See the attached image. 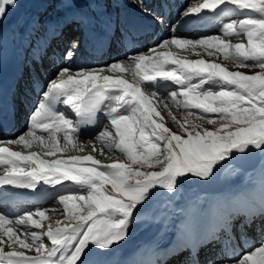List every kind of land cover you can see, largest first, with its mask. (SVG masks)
I'll return each mask as SVG.
<instances>
[{
	"label": "snow or ice",
	"instance_id": "obj_1",
	"mask_svg": "<svg viewBox=\"0 0 264 264\" xmlns=\"http://www.w3.org/2000/svg\"><path fill=\"white\" fill-rule=\"evenodd\" d=\"M138 6L147 11L143 0ZM16 7L18 0H0V23ZM204 10L220 21L219 35L192 38L173 28L170 37L147 52L114 61L107 69L74 67L79 43L73 41L68 65L57 69L42 91L26 131L0 142V186L36 190L51 185V199L67 222L49 223L41 231L48 209L19 215L0 211V264H109L113 246L127 238L137 214L161 189L175 196L183 180L207 181L234 160L264 154V0H201L183 16ZM173 49L221 53L224 60L260 71L249 75L203 58H178ZM170 104L182 111V120ZM58 105H67L77 119ZM161 108L176 130L166 126ZM88 126L94 129L87 141L92 152L43 158L83 152L80 138L89 135ZM105 149L124 159L104 163L93 155L98 151L108 158ZM17 226H27L21 228L24 238ZM231 228L230 221L221 226L226 234ZM221 264H264V239L236 256L229 237Z\"/></svg>",
	"mask_w": 264,
	"mask_h": 264
},
{
	"label": "rangeland",
	"instance_id": "obj_2",
	"mask_svg": "<svg viewBox=\"0 0 264 264\" xmlns=\"http://www.w3.org/2000/svg\"><path fill=\"white\" fill-rule=\"evenodd\" d=\"M133 1L135 4H138V0H133ZM199 2H201V0H195V2H193V5ZM144 12L147 15L156 19L155 16L156 13H154L149 8H147V11ZM158 16L161 15L158 14ZM161 20H163V23L160 22ZM164 24H166V19L160 17L158 19L159 29H161ZM213 33H214L213 31H208L203 36H213L215 35ZM171 35L172 34L163 35L158 39H155L153 41H148V43L142 45L143 46L142 49H137L128 56L130 55L133 56L136 55L137 53H145L148 51V49L155 46L159 40L166 39ZM115 40L117 42L116 44L118 45V42H120V36L117 35L115 37ZM237 42L238 41L233 39V43H237ZM173 51L176 53L178 58L187 57L188 59L191 60L203 58L209 61H214L217 63L224 64L231 71H241L249 75L260 71L259 68L248 69L246 67H240L238 65H235L230 60H224L223 55L221 53H216V55L214 56H209L207 53L203 52V50L200 49L197 50L199 54L188 52L185 50H177V49H173ZM110 52H111L110 55L111 57L105 61H102L104 62L105 65L101 66L102 68L100 69H107V66L112 64L114 61H123L127 57V55L124 56L120 54L119 48H117L116 45L110 48ZM96 67L99 66L92 64L91 69H96ZM26 95H27L26 100H32L34 97L32 94H26ZM170 107H172V112L177 117V119L182 120L183 119L182 111L178 110L175 106H172L171 104ZM158 110H160L161 114L165 116L166 126L172 128L173 130H176V125L172 121L171 117L167 115V110L162 108ZM207 115L212 118H216L217 116V114H207ZM205 126L209 128L212 127L211 125H205ZM24 131L26 130H22V131L16 130L13 134H10V136H8L7 138L6 137L0 138V140L2 142L4 140L7 141L10 140L11 138L13 139L14 136L15 139ZM90 139H92V135L80 138L81 143L84 145V148L87 147L88 151L84 150L83 152H78V151L57 152L56 158L62 156L65 159H67L72 155H85L89 152H92L93 145L85 143V141L87 142ZM93 144L95 145L96 148L98 147L97 149L101 147V145L96 141H93ZM18 147L20 148V146ZM105 153L107 154L108 158H105V156L101 155L100 152L98 151L93 152V155L97 159L103 160L104 163H111L115 159H124L123 156H117L112 153H108L107 149H105ZM43 158L53 159L55 157H43ZM259 177H261V180L264 177V154L257 151V152H253L252 154L246 157L232 161L231 164L227 165L225 168H222L218 172H216L214 178H210L207 181L195 177L191 179L183 180L179 186V191L176 193L175 196H172L166 190L161 189L160 192H158L155 196H153L152 200L149 203H147V205L144 208H142L140 212L137 214L136 219L129 226L127 238L123 241H120L117 245L113 246V251L108 257L109 264L110 263L124 264L123 262L131 257L130 254L137 251L139 246L144 244H146L148 249L147 250L143 249L141 254L143 258L140 261L136 262L135 264H147V262L149 261H155V260H151L152 257L150 256L153 250L154 252L157 251V248L153 244L154 242H151L152 240L154 241L157 238H159L157 240L159 246L163 243H167V241L169 242L181 241V243H183L187 241L185 240L186 234L189 235L192 229L193 232L190 233V237H195L199 232H201L202 234L205 233L204 235H206L205 237L207 241L209 240L211 241L208 245L204 246L202 250L203 251L209 250V253H211L212 258H209L210 255H206V254L202 255L201 253L203 251H201L200 254L202 258L199 255V259L203 260L202 263L221 264V259H218L217 255H221V248L224 245L225 240H228L230 236V234L228 236V234H226L221 229V226L225 223L224 219L228 218L229 215H230L229 219L227 220L225 219V220L226 222L230 221L232 223L233 229H230V232L232 233V236L235 239L237 238L236 242H234L235 241L234 238L233 239L230 238L231 240L230 246L234 248L235 255L239 256L249 251L253 246L258 245L261 239H264V226H263L264 216L263 215L259 216L260 212L264 210V206L261 204L262 203L261 199L255 194L256 185H258ZM237 192H241V194H243V196L245 197H249V195L252 197H249V199L243 198V196ZM235 193L237 194L236 195L237 197H235L234 195ZM222 195L225 196L226 200H227V196H229L230 198H228L227 201L222 200L220 199ZM231 201L233 202L229 208L228 206L231 203ZM38 206L39 207L44 206L42 207V209L49 210L46 212V219L42 221V224L45 227L44 229H41V231L46 230L47 225L51 223L52 219L55 220L60 219L59 221L60 226H63V224L67 222L65 220V214L60 211L61 206L57 202H54L51 199V197L43 204L34 205L30 207H23V205H21L17 213L14 215H19L21 212L25 211L26 209L35 210L39 208ZM239 206L240 209L243 210H238L237 208ZM227 210L229 215L228 214L225 215V212ZM223 214H224L223 216L224 218H221V215ZM248 217L251 218V220H253L254 218L255 222L252 223L251 226H245L244 222L248 220ZM218 219L223 220V222L222 221L217 222ZM56 224L57 223H52L54 227L56 226ZM202 226H204L203 229ZM22 227H27V226H17L16 231L18 230L21 231ZM211 229L215 230L214 232H212L213 234H215V232L217 233L219 230L221 231L222 234L220 235V237H219V233L218 235L215 234L214 237V235L212 236L210 234ZM182 231L185 232L186 234L182 233ZM216 236L219 238V241H216ZM46 238L42 237V241L47 248H51L52 245L50 241ZM146 241H149V243ZM193 243L194 245L196 244L195 242L190 240V244L193 245ZM200 244H202V242ZM198 245L199 244H197L196 246L199 247ZM171 248L175 251L174 253H176L177 250L178 251L180 250L181 246L171 247ZM126 250H131L132 252L127 254L128 252ZM162 252L165 253L166 250L159 249L157 253L162 254ZM185 252L188 253L187 250H185ZM179 253L180 252H177L170 259L162 257L161 259H158L156 261L157 262L156 264H174L178 260L176 255ZM124 255L125 257L123 258L122 262L115 263L116 260H120L121 257ZM205 257H206L205 261H207L206 263H204ZM180 259L182 261H186L190 263V255L181 254ZM180 264H186V263L180 262Z\"/></svg>",
	"mask_w": 264,
	"mask_h": 264
},
{
	"label": "bare ground",
	"instance_id": "obj_3",
	"mask_svg": "<svg viewBox=\"0 0 264 264\" xmlns=\"http://www.w3.org/2000/svg\"><path fill=\"white\" fill-rule=\"evenodd\" d=\"M151 1L153 2V0ZM156 1H157V5L154 6L153 3H151L149 0H143V3H144L143 6L145 9L152 8L154 11L164 14L167 17V23L164 26L165 27L164 31L162 30L163 32L157 28V22L154 20V18L146 15V13L141 9V7H139L138 4H135L133 0H18V7L11 10L10 11L11 14L6 16L3 22L0 23V30H1L2 25L3 26L5 25L4 26L5 28L2 31V34H4L5 36H10V34H12L11 31L13 30L16 32V37H17L16 39L20 41L19 47L13 46V55L15 58V65L12 69L11 75L13 77H18L19 82H20V79L26 73V66L24 64H21L20 55L23 53L24 48H28V50L32 52H37V49L34 46L32 48L29 47V45L31 44L30 42L34 41L38 37V35L41 33V26L43 28L44 25H46L52 20L61 22V24H64V26H62V31L60 33L59 38L51 39L49 45L45 47L44 49L45 52L40 51L39 58L41 57L43 58L41 59V63L42 61H47V64L49 65L51 64L50 70L48 71L43 70L42 73H44L45 79L50 80L51 78H54V74L57 69L68 65L69 61L65 57L55 59L52 56L49 57V55L53 47L56 46L58 48H62L61 44L65 42L67 37L72 32L73 29L70 23L68 22V18H69L71 11L74 8H78V6L82 9L83 13L86 14L87 16L85 22L82 25H84L87 28L89 26H92V28H94L93 33H96V36H97L98 43L92 46V48H94L92 49V52L100 51L103 48H106V51L101 56H94L92 52L88 53L87 51L83 52L82 50L77 52L74 61H72L74 67H77V68L91 69L92 64H95L96 66H99V67H96V69H100L102 68L101 66L105 65L104 62L102 61H105L111 57L110 56L111 47H114L116 45V47L119 48V52L121 55L128 56L129 54H132L133 51L137 49H142L143 48L142 45L146 44V42H148L149 39L152 38L153 35L155 36V39H158L159 37L163 35L173 34V28H175V32L177 35L179 34L181 36H187V37H192V38L201 37L205 35L208 31H213L214 32L213 34L215 35L220 34L219 32L220 21L217 19L216 15H214L212 12L208 10H204V12L198 15H193L191 17L183 16L185 10L189 8L190 6H192L195 0H156ZM176 4L179 6L175 8V6H177ZM74 5H77V6H74ZM12 19L14 20L16 19V22H12L9 26L8 22ZM207 20H208V23H206ZM131 34L133 35L131 36ZM117 35L120 36V42H118V45L116 44L117 42L115 40V37ZM84 48H86V46ZM43 52L44 54L41 55ZM21 69H22V72H21ZM124 75H125V78H130L127 74H124ZM11 86L12 85L7 86V92L10 90ZM39 99H38V102H39ZM61 111H64L66 114L70 115L71 118H73L74 120L77 119V117L74 115V113L71 112L70 108L67 105H63ZM17 122H18V125H17L18 130L22 131V130L27 129L29 120H27L26 116H23L22 119L21 118L18 119ZM90 135H91V132L89 133V136ZM82 137H85V136H82ZM13 139L11 138L10 140H13ZM0 142L2 141L0 140ZM85 143L87 142L85 141ZM14 147L16 148V150H20L22 148V146H20V148L18 146H14ZM32 150H39V149L34 147ZM84 150L88 151V148L85 147ZM58 158L65 159L62 156ZM258 180L259 181H258V185H256L255 194L261 199V202H262L261 204L264 206V177L262 178V180H261V177H259ZM64 184L71 187L72 182L64 181ZM56 188H61V186L57 185ZM61 190H64V189H61ZM4 191H6V189ZM43 192H44L43 194L44 196H42L38 201L22 202V204L20 203V204H16L11 207L8 206L5 208L3 207V205L0 204V211L7 212V213L14 215L19 210L18 206L23 205V207H30V205L33 203L43 204L44 201H47L54 193V189L51 185H44L42 188L38 187L36 190L18 189V193L25 197H33L35 195L37 196L39 193H43ZM237 193L241 194V192H237ZM234 195L235 197H237L236 193ZM241 195L243 196V194ZM249 197H252V196L249 195ZM249 197L243 196V198H248V199ZM223 198H225V196L222 195L220 199L227 201L228 198L230 197L227 196V200L226 198L225 199ZM232 202L233 201H231V203L229 204L228 206L229 208L232 205ZM44 206H40V207L38 206V207L42 208ZM240 206L237 209L243 210V209H240ZM26 210H29V209H26ZM227 214H228V210L225 212V215ZM223 216L224 214L221 215V218H224ZM259 216H262L261 212ZM229 217L225 219L227 220L229 219ZM225 219L224 221L226 222ZM59 221L60 219H57V220L52 219L51 223H57ZM220 221L223 222V220L221 219L217 220V222H220ZM247 221H251V218L248 217ZM204 226H202V229L204 228ZM231 229H233V227ZM214 231L215 230L213 229H211L210 231V234L212 236H213L212 232ZM17 232L21 236V238H24V236L26 235V233L22 231L18 230ZM192 232H193V229L190 233ZM182 233H185V232L182 231ZM190 233L189 235L185 233L186 234L185 240L187 241L183 243H181V241H171V242L167 241V243H163L159 246L158 241H157L159 238H157L154 241L152 240L151 242H154L153 244L157 248V251L154 252L153 250L151 252L152 253L150 255L152 257L151 260H155L156 262L158 259H161L162 257L170 259L177 252H180V253L176 255L178 260L174 264H180V262L190 264L180 259L181 254L190 255V262L192 264H203L202 263L203 260L199 259V255L201 257V254L210 255L209 258H212L211 253H209V250L207 251L202 250L204 246L208 245L211 242L210 240L209 241L206 240V237H205L206 235H204L205 233L202 234L201 232H199L197 236L195 237H190ZM218 233L220 237V235L222 234L221 231L219 230L217 233L215 232L216 235H218ZM227 234L228 236L230 234L229 237L231 239L234 238L230 231ZM190 240L195 242L196 244L194 245L193 243V245H191ZM234 240H235L234 242H236L237 238L236 239L234 238ZM216 241H219V238L217 236H216ZM146 242L149 243V241H146ZM201 242L202 244H200ZM197 244H199L198 245L199 247L196 246ZM177 246H181V248L179 251L177 250V252L174 253L175 251L171 247H177ZM143 249L144 250L148 249L146 244L139 246L137 251L130 254L131 257L125 260L123 263L124 264H135L136 262L140 261L143 258L141 256ZM159 249L160 250L164 249L166 250V252L165 253L162 252V254L157 253ZM8 250L10 249L8 248L7 245H5V251H8ZM131 250H126L128 252L127 254L131 253L132 252ZM185 250H187L188 253L185 252ZM201 251L203 252L201 253ZM27 254L35 255V252L27 251ZM125 255L122 256L120 260H116L115 263L122 262ZM206 257L204 258V263L207 262L205 261ZM217 258L221 259V255H217Z\"/></svg>",
	"mask_w": 264,
	"mask_h": 264
}]
</instances>
